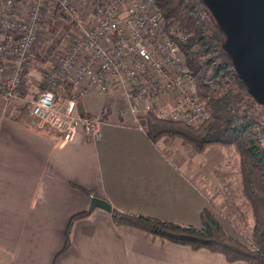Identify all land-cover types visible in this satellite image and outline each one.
<instances>
[{"label":"crops","instance_id":"0c3cea01","mask_svg":"<svg viewBox=\"0 0 264 264\" xmlns=\"http://www.w3.org/2000/svg\"><path fill=\"white\" fill-rule=\"evenodd\" d=\"M36 59L24 92L35 85ZM82 100L79 112L103 122L99 140L82 131L65 140L25 114L21 98L7 104L0 95V264H249L116 225L102 209L74 222L63 250L70 219L88 211L93 196L126 213L201 227L203 209L214 210L232 183L216 173L222 146L198 154L180 138L153 142L133 119L86 112Z\"/></svg>","mask_w":264,"mask_h":264},{"label":"built area","instance_id":"2783aa9c","mask_svg":"<svg viewBox=\"0 0 264 264\" xmlns=\"http://www.w3.org/2000/svg\"><path fill=\"white\" fill-rule=\"evenodd\" d=\"M73 1L0 0V95L7 104L20 96L34 64L45 15L59 9L79 36L45 67L42 90L27 112L40 127L65 140L79 131L99 140L101 118L79 112V100L93 94L121 97L137 122L149 112L193 128L208 120L184 50L191 34L164 16L157 0ZM81 1L91 12L87 22L80 18ZM256 127L264 150V121Z\"/></svg>","mask_w":264,"mask_h":264},{"label":"trees","instance_id":"16d2710c","mask_svg":"<svg viewBox=\"0 0 264 264\" xmlns=\"http://www.w3.org/2000/svg\"><path fill=\"white\" fill-rule=\"evenodd\" d=\"M164 16L173 18L191 34L184 44L188 65L197 80L200 97L206 101L209 118L200 127L145 114L146 134L153 142L163 137L180 138L198 153L216 144H235L241 156L243 191L253 207L254 228L251 244L231 236L209 209L201 212V227L184 225L142 214L126 213L113 207L111 216L116 225L131 226L173 243L202 248L225 255L228 261L264 264V150L260 148L253 127L259 105L240 79L233 61L223 49L225 35L203 0H157ZM57 10L56 18L61 16ZM257 105H256V104ZM245 104V106H244ZM25 114L27 113L24 109ZM108 112V111H107ZM107 115L105 111L101 112ZM85 114V113H83ZM85 115L94 116L89 112ZM87 192L84 188L77 187ZM88 211L75 214L69 221L66 244L71 245L72 226Z\"/></svg>","mask_w":264,"mask_h":264},{"label":"rangeland","instance_id":"374dc122","mask_svg":"<svg viewBox=\"0 0 264 264\" xmlns=\"http://www.w3.org/2000/svg\"><path fill=\"white\" fill-rule=\"evenodd\" d=\"M74 2L77 5H79V0H74L73 3ZM27 4L28 3L26 1H24L21 4L22 5L21 11L25 10ZM80 6H81L80 9L84 7L81 10L80 18L83 21L87 22L89 19V15L91 13L90 9L84 6V1L80 2ZM78 34H79L78 32L72 29L71 24L68 21H62L60 19V16L56 18V15H54L53 11H49L45 15L41 25L40 37L36 45L34 46L35 56L37 55V57H39V60L36 59L37 60L36 67L39 73L37 74L35 72L37 76L33 77L35 83L34 87H32V89L30 90L27 88V91L24 92V86L27 80V78H25L23 82V86L20 91V96L18 97L24 101L22 103H24V107L28 108L26 109L27 112L31 106V102L38 95L37 91L40 92L42 90L43 84L41 83V78L45 73V67H46L45 64H47L46 58L47 60L48 58L49 59L51 58L53 61L52 63H56L57 60L56 53L68 49L71 42H73L79 36ZM86 98H83V100L81 101L83 105V109L86 112H88L87 110L91 109L92 106L93 108H95V112L98 115H101L102 114L101 109L104 108L105 112L107 113V117L108 116L110 117L111 113L113 116L117 113H120L121 115H125L124 117H126V119L128 118L133 119V121L136 122V124L144 125L145 118L137 122L134 116L129 112L127 102L119 96L110 97V95H98L96 97H92L91 100H88ZM108 109L110 110V112L108 111ZM253 110L258 115V119L256 123H258V121H264V109L259 106L255 107L253 105ZM256 123L253 127L254 133L256 132L255 130ZM163 138H170V137H163ZM186 145H190V144H186ZM214 146H222V148L226 149L225 156L221 159L222 163L218 165V168L220 169L218 170L216 169V173L219 177L221 176L220 178L228 181L231 180L232 183L226 186L221 197L220 196L218 197L217 202L216 201L211 202L214 210L212 208L210 209L208 206L205 207L204 209H209L210 211H212L216 215V217L222 221L225 230H226V226H229V228H231L234 234L236 235L235 237L236 239H238L239 241L245 244H251L250 237L253 232L252 227L254 228L253 225L255 223L254 215H253L254 211L250 201L248 200V198L246 197L243 191L244 186H243L242 172H241V156L235 144H230V143L216 144V145H211L209 147H214ZM193 150L194 152L198 153L195 149ZM203 153H198V154H203ZM224 170L226 171L224 172Z\"/></svg>","mask_w":264,"mask_h":264},{"label":"water","instance_id":"95a60500","mask_svg":"<svg viewBox=\"0 0 264 264\" xmlns=\"http://www.w3.org/2000/svg\"><path fill=\"white\" fill-rule=\"evenodd\" d=\"M225 35L223 49L252 98L264 107V0H203ZM112 212V204L93 196L88 212Z\"/></svg>","mask_w":264,"mask_h":264}]
</instances>
